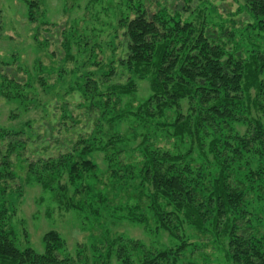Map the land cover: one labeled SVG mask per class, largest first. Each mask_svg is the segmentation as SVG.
Here are the masks:
<instances>
[{
	"label": "trees",
	"instance_id": "1",
	"mask_svg": "<svg viewBox=\"0 0 264 264\" xmlns=\"http://www.w3.org/2000/svg\"><path fill=\"white\" fill-rule=\"evenodd\" d=\"M21 1L27 4L30 14L37 7L35 1ZM146 2L155 8L148 11ZM193 2L189 0V3ZM170 5V1L145 0L143 4L138 3V7H131L126 15L122 14L110 38L109 57L105 61L95 56L90 60V49L94 52L96 47L91 45L86 62L82 63L81 70L64 93H51L53 90L47 88L41 73L32 75L22 67L15 54L9 58L0 56L2 98L18 101L22 113L39 108L38 91L32 86L36 82L43 91H50L46 94H50L53 103L46 105L56 107V100L60 107L58 113L52 110L46 113L44 108V115L34 121L26 120L18 127H0V264H82L65 252L62 238L53 230L43 234L41 252L28 245L26 234L21 244L17 242L21 238L13 219L15 206L10 202L13 190L10 192L4 184L8 177L15 175L8 158L11 154L21 156L18 159L27 170V180L55 192L58 204L81 208L78 202H84L81 198L87 194L82 179L95 168L90 156L84 158L81 154L90 152L95 143L99 149L109 147L113 142L106 148L108 142L101 144L103 133L122 138L110 129L105 130L102 120L110 126L124 116L126 111L117 113L112 106L117 105L115 98L136 91V79L147 80L150 88V95L134 112L143 129L140 142L132 149L142 187L134 194L138 200L136 208L139 209L145 196L159 226L173 234L178 243L173 247L142 252L138 259L130 254L135 251L133 248L120 246L112 250L109 243L106 255L101 250L98 257L108 262L115 256V264H206L194 257L183 259L189 243L181 236L178 225L184 220L199 231L204 230L206 223L215 231L221 228L227 236V252L233 264H264V222L253 216L248 207L251 201L248 195L264 186V121L247 115L250 105L264 113V0H241L235 16L244 13L247 22L240 27L235 19L213 28L205 18V7L199 9L196 16L184 17L182 11L185 9L171 11ZM199 14L200 21L196 18ZM236 29L250 44L245 45L246 42L241 40L239 47L236 46ZM68 41L65 37V61L74 59ZM88 49L85 47V52ZM97 51L103 52L101 46ZM74 62L76 65V59ZM9 69H12V76L7 73ZM19 69L26 75L25 82L15 77ZM27 91H31V95ZM68 95H76L80 100L76 105L84 108L81 113L86 117L84 133L77 134L73 152L65 155L63 162L57 161L55 168L48 171L50 163L43 160L35 169L22 153L40 139V146L46 145L47 137H54L56 122L63 124L66 118L72 119L66 101ZM29 102L38 105H28ZM182 103L186 104L185 112ZM94 108L96 112H93ZM108 113L113 115L108 117ZM161 116H166L164 122L157 120ZM239 120L246 122L245 132L233 129L232 123ZM159 127L171 129L170 133L166 130V134L160 132V135L165 140L173 138V148L151 143L154 138L158 140L155 132ZM193 140L197 143L195 146ZM80 144L83 151L75 155ZM197 150L204 154L201 160H198ZM243 153H247L244 159ZM62 167L69 171V182L75 181V184L71 183L73 193H69L68 185L56 187L54 184L55 180L60 183L56 174L60 176ZM130 168L133 175V167ZM130 168L123 169L126 175ZM112 175L121 182L127 178L116 172L109 174ZM145 184L151 187L148 196L143 192ZM77 194L81 198L75 199ZM125 216L130 220L146 218L139 211L137 217L131 207L125 211Z\"/></svg>",
	"mask_w": 264,
	"mask_h": 264
},
{
	"label": "rangeland",
	"instance_id": "2",
	"mask_svg": "<svg viewBox=\"0 0 264 264\" xmlns=\"http://www.w3.org/2000/svg\"><path fill=\"white\" fill-rule=\"evenodd\" d=\"M30 1H35L37 5L31 14L27 10V4L21 0H0V56L9 58L15 54L22 67L26 68L32 75L41 73L40 75L46 79L47 88H52L51 93L54 94H56L55 92L64 93L66 88L70 86L71 80L81 70L82 63L86 62L85 57L89 54L88 48L91 45L94 44L96 47L94 52L90 49V60H93L94 56L103 61L109 57L112 50L109 46L110 38L118 18L122 14L126 15L131 7H138V3L143 4L145 2V0ZM164 1L171 2V11L185 9L186 11H182L185 13L184 17L190 14L195 15L199 9L205 7L203 10L206 13L205 18L208 19L213 28L219 27L225 21L231 22L235 19L238 20V27L242 26L245 21L247 22V15L244 13H238V16H235V11L239 6L241 7V0H193V3H189V0ZM150 4L145 3L148 11L155 8V5L150 6ZM199 17L201 18L200 14L196 17L200 21ZM229 26L228 23L227 27ZM239 33L240 30L238 29L234 31L236 46L239 47L241 40L246 42L245 45L250 44ZM65 37L69 39L67 45L70 53L76 59V65L73 58H68L65 61L63 45ZM98 46H101L103 52L97 51ZM85 47L88 49L86 52ZM60 68L61 71H58ZM7 73L12 76V69L7 70ZM57 73L59 74L57 75ZM15 77L20 81H26V75L20 69ZM135 84L136 91L133 94L115 98L117 105L112 106L117 113L126 111L124 116L114 121L110 126L105 119L102 120L105 130L110 129L124 139L106 136L103 133L101 144L108 142L106 148L113 142L109 147L99 149L95 143V147L89 150L90 152L81 154L84 158L90 156L89 160L95 164L94 170L88 172L90 174H86L82 179L83 188L87 191L85 198H81L78 194L75 198L80 197L85 200L78 202V206H82L81 208H66L62 203L58 204L55 192L43 189L33 180H27V170L22 167L23 163L20 165L18 159L21 156L10 155L8 160L13 166L15 175H12L11 178L8 177L4 184L10 192L13 190L10 202L15 206L13 217L15 222H13L17 224V229L20 230L17 231L19 239L21 238L17 240L18 243L21 244L23 236L26 234L28 245L35 251L41 252L43 234L53 230L62 238L65 252L82 264H115V256L110 257L108 262L98 257L101 250H104L103 255H106V245L109 243L112 250H116L120 246L133 248L135 251H130V254L134 259H138V254L142 252L173 247L178 243V239L173 234L159 226L158 219L149 207L148 199L145 196L142 197L143 202H140L139 209L136 208L138 200L134 194L138 188L142 187L139 183L141 177L137 176L138 163L134 153L132 154V149L140 142L139 135L143 129L141 130V125H139V120L134 112L150 95V88L147 80L136 79ZM32 86L38 91L39 108H33L26 113H22V107L18 101L7 100L0 96V127H18L26 120H37L39 116L45 114L44 108L47 109L46 113L48 110L58 113L59 103L55 100L54 103L57 106L51 107L50 105L53 103V99H51L50 94H46L50 91H43L36 82H33ZM3 90L6 89L3 88ZM27 92L29 95L32 93L31 91ZM66 101H68V109L72 111V116L70 114L72 119L66 118L63 124L59 121L56 122L52 135L58 141L54 137H47V144L41 147L40 139L39 142H34L30 147L27 146L22 153L30 161V164L34 165L35 169L41 165L40 161L43 160L45 162L48 160L50 163L51 167L48 168V171L55 168L57 161L63 162L62 158L73 152L72 148L75 146L73 142L76 141L77 134L84 133L86 117L81 114L84 108L76 105L80 100L76 98V95H68ZM48 102L50 104L46 105ZM38 103L29 102L28 105H38ZM181 107L185 112L186 104L182 103ZM250 108L247 113L249 117L264 121V113L257 110L253 105H250ZM93 112H96V108ZM79 114L80 117L77 118L76 115ZM112 115V113H108V117ZM167 115L171 123L170 112ZM157 120L164 122L166 116H161ZM245 125L246 122L242 120L232 123L233 129L239 133L246 131ZM166 130L170 133L171 129L159 127L158 131L155 132L158 134V140L154 138L150 140L151 143L158 147L173 148V138L165 140L160 135V132L166 134ZM132 139L133 141H129ZM165 141L167 144H164ZM192 143L194 146L197 144L194 140ZM82 148L80 144L79 149L74 154L80 155ZM246 155L247 153H243L242 159ZM197 157L198 160H201L204 154L198 152ZM62 166L66 167L65 164ZM125 167H133L134 177L131 168L129 174L126 175V171L123 170ZM114 172L127 177L125 182L117 180L114 175L109 176ZM28 176L31 178L30 175ZM56 179L60 182L58 184L56 180L54 181L56 187L68 185L70 187L69 193H73L72 185L75 184V181L69 182V171L66 168H63L60 176L58 173L56 174ZM85 191L84 193H86ZM143 192L148 196L151 193L150 185L145 184ZM249 197H251V201H249L248 207L253 216L259 218L260 222H264V186L255 189L251 195H248ZM129 207L134 210L137 217L138 211L144 214L145 220L128 219L125 216V211ZM207 224L201 231L184 220L181 225H178L181 236L189 243L183 252V259L194 257L206 264H233L227 252V236L222 233L221 228L216 230L218 231L217 234L215 229ZM19 232H21V236ZM138 245L140 246L139 250Z\"/></svg>",
	"mask_w": 264,
	"mask_h": 264
}]
</instances>
